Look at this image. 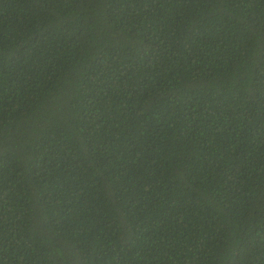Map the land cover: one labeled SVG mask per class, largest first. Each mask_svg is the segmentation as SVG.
Returning a JSON list of instances; mask_svg holds the SVG:
<instances>
[{
	"label": "trees",
	"instance_id": "obj_1",
	"mask_svg": "<svg viewBox=\"0 0 264 264\" xmlns=\"http://www.w3.org/2000/svg\"><path fill=\"white\" fill-rule=\"evenodd\" d=\"M0 264H264V0H0Z\"/></svg>",
	"mask_w": 264,
	"mask_h": 264
}]
</instances>
